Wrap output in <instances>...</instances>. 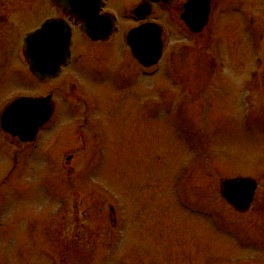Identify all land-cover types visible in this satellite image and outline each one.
Listing matches in <instances>:
<instances>
[{
	"label": "rangeland",
	"instance_id": "374dc122",
	"mask_svg": "<svg viewBox=\"0 0 264 264\" xmlns=\"http://www.w3.org/2000/svg\"><path fill=\"white\" fill-rule=\"evenodd\" d=\"M248 1L219 12L207 51L220 67L202 95L189 87V60L179 59L195 44L163 2L152 16L166 45L144 71L151 75L140 76L124 40L137 25V0H109L121 32L102 47L78 35L81 56L56 80L30 79L16 61L0 89L38 96L54 88L58 108L38 149L0 150V264H264V246L252 241L251 249L238 231L245 248L216 224L224 173L264 179V105L252 94L260 88L252 41L264 36V0H252V13ZM13 2L22 6L21 33L59 16L50 0ZM203 46L188 58L199 68ZM174 70L188 88L175 83Z\"/></svg>",
	"mask_w": 264,
	"mask_h": 264
},
{
	"label": "flooded vegetation",
	"instance_id": "af4514ba",
	"mask_svg": "<svg viewBox=\"0 0 264 264\" xmlns=\"http://www.w3.org/2000/svg\"><path fill=\"white\" fill-rule=\"evenodd\" d=\"M9 1L10 0H0V81L2 79V76H5L4 74L8 73V71L10 72L11 69L15 68L16 61L19 62L20 71L23 72L30 79H32L33 74L30 69V65L22 51V46H20V38L21 34L23 35L22 38H24V35L26 33L34 29H31L29 31L24 30V32L21 33L22 30L18 26L24 20L23 16H21L22 6L13 2L14 0H12V2ZM137 1L139 2L136 5L147 0ZM187 1L188 0H180L178 4H175L174 2L170 1L163 3H168L169 7L171 6L173 13H171L170 18L176 23V26L178 25L180 28L186 29L188 36L194 42L195 45L199 44L198 42H202V45H204L202 47V57L204 65L203 71L207 70L209 72H212L218 69L217 61L209 56V52L207 51V49L208 43L213 38V26L216 23V20L220 19L219 12L226 13L228 10H233L234 8H237L241 5L245 7V0H208L210 6L208 22L197 40L195 39V34L189 30L190 26H188L187 23L181 17L182 12L184 10V5ZM160 3L162 2L152 3V11L148 16L147 21H155L152 16V13L154 12V7L160 5ZM247 4V6L249 7V11L250 9L252 11V0H249ZM47 18L49 17H45L44 19ZM44 19L40 20V22ZM138 23H142V21ZM96 43L102 44L103 42L97 41ZM77 47V42L76 40H74L72 46V57L69 62H71L76 55H79L77 52ZM186 50L187 51L185 52L184 56L179 57V59H181L182 61V59L184 58L183 63H185V66L187 60H189L188 63L189 67L191 68L190 75H192L194 72L193 69H195L192 67L193 59L188 58L190 57L193 51V45L186 46ZM258 50L260 51V54ZM16 52H18V58L14 56V53ZM257 54H259V56ZM175 60L176 57L173 59V61ZM252 69V73H257L259 76H261L259 78L260 88L259 90L254 89L252 91V94H254V92L258 93L259 100L257 101L264 105V36L257 42L252 41ZM256 82L257 81L255 79V84L257 85ZM3 84L4 83L1 84L2 87ZM255 84L254 88H256ZM190 87L193 88L192 83ZM21 90L17 91L16 89H11L4 92L0 89V150L5 149V151H7L12 149L14 150L16 155L19 154L21 147H27L25 148V152L30 153L34 149V143L36 141L35 140L33 142H22L16 136L5 131L1 126L2 117L6 108L18 98L31 96L30 92H27L23 89ZM55 109L56 105L54 111ZM228 179L229 177H222L217 185L220 206L218 209V218H220V222L223 226L222 229H226L228 232H230V229L234 231H242L244 238L250 240L251 246L252 241H255L256 245L264 246V179L258 181V186L254 192L252 202L247 210L238 208L228 201V193L230 192V182L228 181ZM225 224L227 228H225ZM253 230L254 232L252 233ZM246 231L249 232L248 237L246 236ZM229 237L232 239L233 235L231 234Z\"/></svg>",
	"mask_w": 264,
	"mask_h": 264
},
{
	"label": "water",
	"instance_id": "95a60500",
	"mask_svg": "<svg viewBox=\"0 0 264 264\" xmlns=\"http://www.w3.org/2000/svg\"><path fill=\"white\" fill-rule=\"evenodd\" d=\"M53 1L63 7L66 13L71 15L74 14L78 19L83 20L86 31L93 39L105 38L109 35L110 29H108L109 26L106 25L108 19L98 17L100 0ZM199 4H201V2L197 1L192 7V19L193 22H195L193 23L194 26H192V29L195 31L202 29L206 14V11H198ZM70 36L71 29L66 22L61 20L46 22L40 30L28 37L27 41L30 43L31 52L35 60V65L33 66L36 68L35 70L38 69L44 74L42 76H46L51 71L56 70L62 63L64 52L66 53L68 51ZM128 42L134 55L146 66L155 64L162 55L163 41L161 39V29L158 25L146 24L141 26L130 34ZM38 70L36 72L39 74L40 72ZM29 103H31L34 108L39 107L41 104L38 100L29 101ZM50 113L51 109L48 108L46 114H44L40 120H42V122L47 120ZM35 124L36 123L33 125ZM35 126L31 128L33 132L35 131ZM16 128V133L24 137V134H22L23 131L19 125H17ZM241 186L239 187L241 188ZM245 198L248 197L245 195Z\"/></svg>",
	"mask_w": 264,
	"mask_h": 264
}]
</instances>
